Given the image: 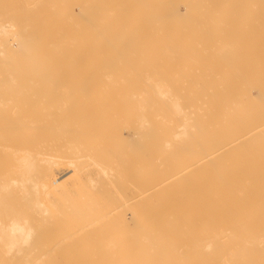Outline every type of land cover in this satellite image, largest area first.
Returning <instances> with one entry per match:
<instances>
[{
	"label": "bare ground",
	"instance_id": "6f19581e",
	"mask_svg": "<svg viewBox=\"0 0 264 264\" xmlns=\"http://www.w3.org/2000/svg\"><path fill=\"white\" fill-rule=\"evenodd\" d=\"M172 1L0 0V264H264V0Z\"/></svg>",
	"mask_w": 264,
	"mask_h": 264
},
{
	"label": "rangeland",
	"instance_id": "374dc122",
	"mask_svg": "<svg viewBox=\"0 0 264 264\" xmlns=\"http://www.w3.org/2000/svg\"><path fill=\"white\" fill-rule=\"evenodd\" d=\"M78 1V0H77ZM172 1V0H170ZM175 1V0H173ZM172 1V2H173ZM186 3L192 2L194 0H184ZM196 1H201V0H196ZM206 1H210L212 3L208 4L207 7H209L210 11L205 13H193V14H189L187 12L184 11L185 15L184 16H190V15H197V16H201L203 18L205 17H215L216 19H218V22H220V27L221 26H229L232 25L230 22V19H234L236 16H242L241 18H244V23H248L247 21H253V16L254 13H248L246 10L243 11V13H239L236 12V5L233 4L234 0H206ZM232 1V3H231ZM213 3H217V4H213ZM223 3V4H222ZM225 3V4H224ZM78 5V4H77ZM76 5V6H77ZM215 9V12H213ZM217 10V11H216ZM171 18H173L174 14L170 15ZM228 24V25H227ZM221 31H231V32H236V31H240L239 29H232V30H221ZM218 32V31H217Z\"/></svg>",
	"mask_w": 264,
	"mask_h": 264
}]
</instances>
